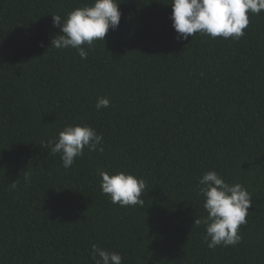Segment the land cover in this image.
Returning a JSON list of instances; mask_svg holds the SVG:
<instances>
[{"label": "trees", "instance_id": "1", "mask_svg": "<svg viewBox=\"0 0 264 264\" xmlns=\"http://www.w3.org/2000/svg\"><path fill=\"white\" fill-rule=\"evenodd\" d=\"M115 2L118 28L82 60L50 48L51 14L94 0H0V264H95L93 244L122 264H264V11L238 41L178 40L172 0ZM75 125L104 151L65 169L48 141ZM98 169L143 178L144 205L113 204ZM207 171L251 194L235 247L194 225Z\"/></svg>", "mask_w": 264, "mask_h": 264}, {"label": "clouds", "instance_id": "2", "mask_svg": "<svg viewBox=\"0 0 264 264\" xmlns=\"http://www.w3.org/2000/svg\"><path fill=\"white\" fill-rule=\"evenodd\" d=\"M172 26L178 40H188L194 34L211 38H232L238 41L245 35L250 20L248 13L259 14L264 11V0H172ZM53 27L60 33L51 39L55 49H75L82 60H86L94 41H104L109 29L118 28L121 18L118 3L115 0H94L91 6L76 8L62 18L51 14ZM110 101L107 97H98L96 109L107 108ZM103 134H98L91 126H65L58 138L48 141L52 154H60L62 166L70 168L77 157L84 155V149L103 152ZM101 177L100 188L109 196L113 204L121 207L143 206V190L146 181L123 171L115 174L98 169ZM30 174L25 172V181ZM198 194L203 196L207 216L195 219L194 225H205L204 242L208 248L217 246L235 247L241 242L239 235L241 225L247 223L246 217L252 207L251 194L241 184H229L216 172L207 171L198 180ZM16 183L11 184L15 188ZM95 264H122V256L91 246Z\"/></svg>", "mask_w": 264, "mask_h": 264}]
</instances>
